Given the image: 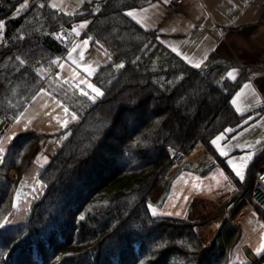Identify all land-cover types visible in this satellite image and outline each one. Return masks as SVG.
I'll use <instances>...</instances> for the list:
<instances>
[{"label":"trees","instance_id":"trees-1","mask_svg":"<svg viewBox=\"0 0 264 264\" xmlns=\"http://www.w3.org/2000/svg\"><path fill=\"white\" fill-rule=\"evenodd\" d=\"M22 1L0 0V21ZM148 1L88 0L69 14L35 1L6 20L0 115L13 121L46 87L77 119L53 132H19L4 148L0 264H217L195 221L153 214L149 207L174 165L173 151L187 155L198 144L235 181L234 214L250 203L264 216L251 198L264 146L245 177L237 178L212 143L227 128L224 108L246 75L226 77L232 63L214 54L208 68L194 66L164 45L157 28L128 15L129 8ZM77 23L84 24L82 36L111 55L91 76L103 91L96 99L58 76L49 79L52 57L33 61L22 53L25 43H41L54 55L66 53L72 40L62 42L56 35ZM46 138L65 140L40 173L45 190L26 222L3 226L13 211L18 179ZM12 167L14 179L7 173ZM262 262L264 254L247 264Z\"/></svg>","mask_w":264,"mask_h":264},{"label":"rangeland","instance_id":"rangeland-1","mask_svg":"<svg viewBox=\"0 0 264 264\" xmlns=\"http://www.w3.org/2000/svg\"><path fill=\"white\" fill-rule=\"evenodd\" d=\"M24 1L26 0L20 2L11 14H13L17 7ZM45 1L52 7L59 8L68 14L75 12L83 2V0ZM33 2L34 0H30L29 7ZM152 2L164 6V3L159 0H152ZM180 5H182V3L179 4V6ZM148 7L149 6L143 5L133 8L137 12L131 16L133 18L136 16V18H138L136 20L138 21L139 19L148 20V17H151L153 14H150ZM25 10H28V8ZM2 22L3 19L0 23ZM81 31V28H77L76 24L69 31L72 44L69 50L64 54L54 55L49 48L41 43H25L22 48V53L33 61L39 58L52 57V63L49 65L51 70H47L50 77L49 79L53 80L54 77L58 76L60 79L74 84L81 92L87 93L92 99H96L100 95L97 96L89 85L95 86L101 93L103 91L93 81L91 76L98 66L110 60L111 55L106 48L93 43L90 37L80 36ZM4 45L5 33L1 47ZM117 65L118 67L124 65V62H119ZM65 109H67V112H65ZM73 115L76 117L64 102L56 98L54 94L52 95L46 87H43L13 121H9L5 116L0 115V147L4 149L11 142L14 135L22 131L31 129L39 130L43 133L57 131L65 126V121L67 125L76 120L77 117L73 119ZM228 131L230 135L227 134L228 132H223L217 134L212 139V142L214 140L216 141L215 145L217 144V148L221 153H226V147L228 146L225 145V148L224 146L222 147V140L226 144H230L237 141L242 135V133L239 134L240 132L237 131ZM217 137H220V139L217 140ZM64 140L65 138H61L60 140L44 139L39 153L34 156L26 171L18 179L13 211L3 220V226L19 225L27 221L33 202L39 198L45 190V183L40 178V173L44 165L58 150ZM200 145L204 146L203 144H198L194 150L187 155L173 151L175 157L174 165L163 178L158 188L150 196L149 207L152 213L154 211L155 214L178 217H187L192 211H196L195 215H193V219L195 218V220L198 221L202 219L203 222V225L200 227L202 235H200V232L198 233L203 237L205 236L204 234H206L207 239L204 243L214 256L216 263L247 264L254 259L250 257L251 254H254V257L261 255L257 254V250L264 244V216L250 203L242 208L241 216L238 214L230 217L224 215V207H219L217 204L218 198L222 197L225 200L229 198L230 195L233 196L237 186L229 173L214 160L213 156L200 162V160H203L206 156V154L204 155V152H202L205 146L202 148L199 147ZM263 146L264 145H262V147ZM205 149L207 150L206 147ZM256 154L257 152L252 151V149L233 150L225 155V158L231 170L238 178L236 172L233 170V164L236 167H240L242 163L241 158L251 155V161L248 162L246 168L242 169V178H244L248 166L256 158ZM2 155L3 153L0 154V158H2ZM1 161L2 159H0V163ZM230 161L233 163H230ZM7 173L13 179L17 177L16 170L13 167L10 168ZM225 177H227V179H225ZM199 200L212 201L215 206L219 207L222 216H224V219H216L220 225L218 224L219 228L217 234L213 237L211 243V238L209 237L211 233L207 229L208 225L205 226L206 219L204 218H206V214H211L210 212L213 210L209 208L210 205L208 203ZM233 200L234 205H237L239 198ZM53 206H56L54 209L57 211L59 210L60 205L58 203L55 202ZM195 208L197 210H195ZM177 213H179V215H177ZM43 220L48 221V217L45 216ZM209 220L210 219L207 221ZM208 238H210V240ZM261 264H264V262Z\"/></svg>","mask_w":264,"mask_h":264},{"label":"crops","instance_id":"crops-1","mask_svg":"<svg viewBox=\"0 0 264 264\" xmlns=\"http://www.w3.org/2000/svg\"><path fill=\"white\" fill-rule=\"evenodd\" d=\"M85 1L88 0H83L82 4ZM38 2H44V0H38ZM144 5L149 6L150 14H153L148 17V20L139 19L140 22L137 21L145 27L157 28L158 39L190 64L208 68L214 60V54L218 56L216 58L226 59L232 63L231 68L226 72V77L236 79L243 73L246 75L224 108L223 113L228 126L221 132H228L227 134L230 135L228 130H231L230 132L237 131L242 135L230 144L222 140L221 146L225 148V145H228L227 154L233 150L260 151L264 145V0H184L182 5L174 10L168 9L165 3L163 6L152 0ZM133 8L137 7L129 8L127 12L136 14L137 11ZM134 19L138 18L134 16ZM76 25L77 28H81L80 36H82L84 24ZM213 145L219 156L224 157L226 161L225 155L227 154L223 155L218 150L217 144ZM202 152L206 156L200 162L213 156L205 147ZM214 160H216L215 157ZM234 191H237V187ZM199 201L208 203L209 208L213 210L204 218L206 219L205 226L208 225L207 229L211 233L209 236L211 240L208 238L210 243L216 236L220 225L216 219H224L219 209L220 206L224 207V215L227 217L242 214V209L234 214L233 210L237 205H234L231 195L225 200L222 197L218 198L219 207L209 200ZM195 213L196 211H192L187 218L192 217L191 219L196 222L198 232L202 235L200 227L203 222L202 219L199 221L193 219ZM208 219L210 220L207 221ZM204 235V237L201 236L203 241L207 239L206 234ZM250 257L256 258L254 254Z\"/></svg>","mask_w":264,"mask_h":264},{"label":"built area","instance_id":"built-area-1","mask_svg":"<svg viewBox=\"0 0 264 264\" xmlns=\"http://www.w3.org/2000/svg\"><path fill=\"white\" fill-rule=\"evenodd\" d=\"M160 1H163L166 4L167 8L172 10L177 8L179 4L183 3L184 0H167V2L166 0ZM26 8H29V4L27 5V7L24 8L23 12ZM16 10L13 14H11L12 17H16L21 14H17ZM56 36L62 42H67L69 40L68 34L62 31L58 32ZM251 198L256 207L264 213V161L261 163L257 171L255 178V186L252 191Z\"/></svg>","mask_w":264,"mask_h":264},{"label":"snow or ice","instance_id":"snow-or-ice-1","mask_svg":"<svg viewBox=\"0 0 264 264\" xmlns=\"http://www.w3.org/2000/svg\"><path fill=\"white\" fill-rule=\"evenodd\" d=\"M166 2H167V0H166ZM25 6H26V5H25ZM22 7H23V6H22ZM18 11H19V10H18ZM132 14H133V13H131V12L128 13V15H132ZM81 27H83V25H81ZM0 28H3V24H2V23H0ZM74 31H75V29H74ZM122 66H123V65H120L119 67H122ZM196 66L198 67L199 65H196ZM229 75H232V73H229ZM89 87L93 89V91L96 93L97 96L103 94V93L100 92V90H99L98 88H95V86H93V85H89ZM246 87H249V85H246ZM84 95H87V93H84ZM65 112H67V109H65ZM72 118L75 119L76 117L73 115ZM66 123H67V122L65 121V126H66ZM219 139H220V137H217V140H219ZM212 143L215 144L216 141L214 140ZM3 152H4V149H3L2 147H0V154H2ZM222 154H226V153H222ZM0 159H2V158H0ZM250 160H251V155L246 156V157H242V158H241L242 163H241L240 167H236V166L233 164V170L236 172V175H237L238 177H241V178L243 177V171H242V169L247 167L248 162H249ZM230 163H233V162L230 161ZM225 179H227V177H225ZM153 214H155L154 211H153ZM177 215H179V213H177ZM257 254H264V244H262L261 247H260V249L257 250Z\"/></svg>","mask_w":264,"mask_h":264},{"label":"bare ground","instance_id":"bare-ground-1","mask_svg":"<svg viewBox=\"0 0 264 264\" xmlns=\"http://www.w3.org/2000/svg\"><path fill=\"white\" fill-rule=\"evenodd\" d=\"M30 0H26L24 1L20 6L19 8H17L16 10V13L19 14V13H23V10L25 7H27V5L29 4ZM26 5V6H25ZM23 6V7H22ZM19 10V11H18ZM3 24V28H1L0 30V47H1V44L3 43V39H4V30L6 28V23L3 21L2 22Z\"/></svg>","mask_w":264,"mask_h":264},{"label":"water","instance_id":"water-1","mask_svg":"<svg viewBox=\"0 0 264 264\" xmlns=\"http://www.w3.org/2000/svg\"><path fill=\"white\" fill-rule=\"evenodd\" d=\"M9 18H11V16H8L6 19H9ZM5 21H6V20H5ZM5 30H6V28H5ZM5 30H4V31H5Z\"/></svg>","mask_w":264,"mask_h":264}]
</instances>
